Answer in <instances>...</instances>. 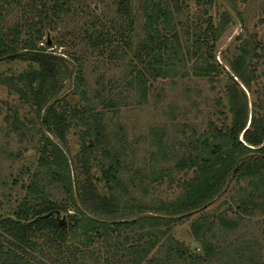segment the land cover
Segmentation results:
<instances>
[{
  "label": "rangeland",
  "instance_id": "1",
  "mask_svg": "<svg viewBox=\"0 0 264 264\" xmlns=\"http://www.w3.org/2000/svg\"><path fill=\"white\" fill-rule=\"evenodd\" d=\"M129 1L133 27L125 31L131 38L125 52L121 49L125 46L123 38L116 33L120 25H125L116 0H68L59 13L48 11V18L42 21L46 23L43 36L35 37V42L47 52L64 56L72 74L79 76L76 81L67 77L59 92L60 110H64L68 125L66 141L53 135L66 155L72 180L74 167H81L82 149L86 148V162L98 189L121 193L131 202L142 204L145 213H151L161 211L151 206L175 198L182 190V181L193 174L192 168L176 166L191 150V140L202 133L211 136L230 124L227 86L233 72L228 59L241 52L243 41L259 42L253 56L252 44H247L248 69L255 70L252 88L246 89L235 77L247 93L249 109L253 101H259L258 112L264 114V0H179L183 8L174 11L172 22L185 49L191 47V54L186 64L177 66L176 73L157 77L145 70L148 63L134 55L135 45L144 37L145 17L142 0ZM166 1L172 5L173 0ZM35 4L27 7V12L15 3L3 9L0 32L8 36L10 27L18 23L22 28L20 41L15 43L19 52L27 36L26 20L38 17L41 3L37 0ZM223 10L232 15L213 40L210 26L219 22ZM99 31L108 38L104 46L91 43V34ZM195 36L202 41L199 46L194 45ZM210 46L212 56L208 57ZM206 56L209 63L204 61ZM32 62L19 57L0 58V219L13 216L24 202L49 198L57 202L58 215L68 222V214L74 212L70 193L62 181L52 178L48 164L41 163V157L47 160L45 137H52L51 132L41 126L43 110L38 111L26 80L19 77ZM208 64L213 70L201 73ZM137 69L144 71V82L137 77ZM89 144H93L92 149ZM110 165L117 177H104ZM241 185L249 187L248 179L231 178L207 207L172 221L147 255L154 260L149 263L145 257L139 264H264V208H239ZM200 215L210 223L216 218L207 240L218 250L210 256L204 254L203 239L192 231L191 223ZM220 216L238 219V225L228 227ZM139 232L144 229L109 231L107 237L87 246L77 238V246L63 253L41 236L37 238L40 248L28 249L24 256L38 264H133L138 258L134 247L148 240L146 236L139 238ZM9 238L0 227V240L7 244ZM179 245L186 253L181 257L177 256ZM169 247L173 255L167 254ZM201 254L204 258L197 260L196 255Z\"/></svg>",
  "mask_w": 264,
  "mask_h": 264
},
{
  "label": "trees",
  "instance_id": "2",
  "mask_svg": "<svg viewBox=\"0 0 264 264\" xmlns=\"http://www.w3.org/2000/svg\"><path fill=\"white\" fill-rule=\"evenodd\" d=\"M35 1L37 0H26L25 3H22V0L0 1V22L3 19V9L11 3L20 4L27 12V7L37 6ZM67 1L39 0L41 7L37 19L31 17L25 22L27 36L22 39L20 52L15 48V43H19L20 40L17 39L22 33L20 23L10 27L9 30L12 31L8 34V36L12 35L10 38L0 32V58L19 57L33 61L29 68L19 74V77L26 80V86L31 90L32 101L36 103L38 111L43 110L40 114L41 126H45V129L51 132L52 137H45L46 146L49 147L47 160L41 157V163L48 164L53 179L64 183L70 193L74 212L68 214L70 221L60 223L54 213L45 214L50 210L59 209V205L54 200L44 198L38 203L24 202L13 216L2 217L0 227L10 235V238L7 244L0 240V264H38L24 254L28 249L40 248L37 238L41 236L48 239L52 247H59L57 250L63 253L65 249L67 251L73 249L76 245L74 240L77 238L83 239L82 242L80 241L82 246H87L96 239L107 237L109 231H120L129 227L144 229V232H139L138 237H148L147 241L137 244V248L134 247L138 258L133 260V264H139L166 234L172 221L207 207L226 189L228 181L234 177H245L249 184V187L243 185L239 187L238 207L246 211L258 206L264 208V114L258 112L257 106L261 104L259 101H253L254 106L249 109L247 93L243 89V87L251 89L252 79L255 78L254 68L248 69L247 55L250 50L247 44H252L253 56L259 45L256 40L243 41L241 52L236 57L228 59L233 72L229 75L232 81L227 86L230 124L213 131L211 136L202 133L191 140V150L178 160L176 166L178 169L192 168L193 174L182 181V190L175 198L161 201L160 206H151L152 209H161V211L145 213L141 210L142 204L131 202L132 199L124 198L121 193H102L96 185L90 165L86 162V148L82 149L81 167L76 165L74 167L75 177L72 180L71 168L59 145V141H66L65 131L68 127L64 110H60L59 92L67 77L76 81L79 76L72 74V68L64 56L47 52L35 42V37L43 36L42 31L46 23L42 21L48 18V11L52 14L59 13L66 7ZM116 1L117 11L121 19L125 20V25L122 24L116 29V33L122 36V41L125 43L121 48L125 52L131 45L130 35L125 31L133 27V14L129 0ZM142 8L145 17L142 25L144 37L135 45L134 55L140 62L148 63L145 70L154 77L176 73L177 66L180 63L186 64L187 56L191 54V47L186 46L185 49L179 32L172 22L174 11H180L183 6L179 0H173L172 5L166 0H142ZM231 15L227 10H223L219 22L215 25L210 24L213 40L218 38ZM104 35L103 31L91 34L92 45L104 46V42L108 40ZM199 39V36H195V46H199L202 42ZM211 47L207 52L208 57L212 56ZM11 52L14 53L13 56L10 55ZM110 55H113L112 52ZM208 57L204 58L207 63H209ZM212 70V65L208 64L206 70L200 72L209 73ZM143 72L137 69L136 75L142 77L144 82ZM19 89L23 92L21 88ZM84 108L89 107L84 106ZM53 135L59 141L54 140ZM92 145L89 144V149H92ZM113 167L110 165L105 169L104 177L108 178L110 175L117 177L114 171H111ZM255 196L259 197V200H255ZM215 219L210 223L205 220L204 215H200L191 223L195 236L203 239L206 256L218 250L217 246L207 240V233L211 231V224L215 223ZM220 220L228 227L238 225V219L220 216ZM119 244L117 242L115 248L118 249ZM173 253L175 252L169 247L167 254L173 255ZM185 254V250L179 245L177 256L181 257ZM202 255H196L197 260L198 258L202 260L204 258ZM147 258L149 263L154 260L153 257Z\"/></svg>",
  "mask_w": 264,
  "mask_h": 264
},
{
  "label": "water",
  "instance_id": "3",
  "mask_svg": "<svg viewBox=\"0 0 264 264\" xmlns=\"http://www.w3.org/2000/svg\"><path fill=\"white\" fill-rule=\"evenodd\" d=\"M52 213H55V215H56V217L59 219V222L60 223H64L65 222V217L64 216H59L58 215V209H54V210H50V211H48V212H46L45 214L46 215H50V214H52Z\"/></svg>",
  "mask_w": 264,
  "mask_h": 264
}]
</instances>
